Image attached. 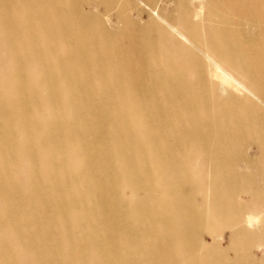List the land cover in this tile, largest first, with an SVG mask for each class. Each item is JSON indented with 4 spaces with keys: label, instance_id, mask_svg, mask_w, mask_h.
<instances>
[{
    "label": "bare ground",
    "instance_id": "6f19581e",
    "mask_svg": "<svg viewBox=\"0 0 264 264\" xmlns=\"http://www.w3.org/2000/svg\"><path fill=\"white\" fill-rule=\"evenodd\" d=\"M175 3L0 0V264H264V0Z\"/></svg>",
    "mask_w": 264,
    "mask_h": 264
},
{
    "label": "rangeland",
    "instance_id": "374dc122",
    "mask_svg": "<svg viewBox=\"0 0 264 264\" xmlns=\"http://www.w3.org/2000/svg\"><path fill=\"white\" fill-rule=\"evenodd\" d=\"M136 3L139 7V12L135 13V15L133 16L135 18L136 21L144 23L147 22L149 19L150 20H154L156 22H158V24L162 25L163 27H168V23H167V17L169 16L170 13L174 12L177 10V4L175 3V0H136ZM169 4V5H168ZM172 4V5H171ZM198 3H195V6L197 7ZM164 9V10H163ZM101 10V7L99 8V11ZM137 15V17H136ZM138 18V19H136ZM163 21V22H162ZM111 24L108 25H117V20L115 18V16H113L111 18ZM200 30V29H199ZM199 33L201 34V32L199 31ZM187 44V42H186ZM249 154L253 156V154H255L254 152L255 149H249ZM17 184L24 189V193L28 194L29 190H26V183L23 182L22 179L18 180ZM135 196V204L139 209H144L146 207V203L148 201L147 198H144L141 195V192H137L134 193ZM113 199V198H112ZM13 202L18 203L19 199H12ZM17 216V215H16ZM15 216V217H16ZM94 238L95 239H99L102 235L100 230H96L94 229ZM218 240L217 237L212 238V242L215 243ZM252 255L255 257V260L257 262H260V260H262L264 258V249L262 248H254L253 250H251ZM101 253H104L103 251ZM249 252H245V256L248 255ZM106 264V263H104Z\"/></svg>",
    "mask_w": 264,
    "mask_h": 264
}]
</instances>
